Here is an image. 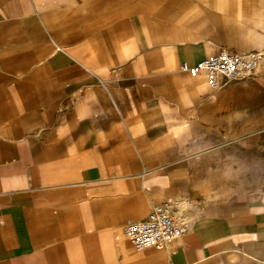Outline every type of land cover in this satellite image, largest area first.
I'll use <instances>...</instances> for the list:
<instances>
[{
    "label": "crops",
    "instance_id": "1",
    "mask_svg": "<svg viewBox=\"0 0 264 264\" xmlns=\"http://www.w3.org/2000/svg\"><path fill=\"white\" fill-rule=\"evenodd\" d=\"M156 1L0 0V264H264V61L212 89ZM163 202L189 230L136 250Z\"/></svg>",
    "mask_w": 264,
    "mask_h": 264
},
{
    "label": "built area",
    "instance_id": "2",
    "mask_svg": "<svg viewBox=\"0 0 264 264\" xmlns=\"http://www.w3.org/2000/svg\"><path fill=\"white\" fill-rule=\"evenodd\" d=\"M263 61L262 50L240 52L222 48L194 66L182 63L181 69L192 75L205 73L209 86L217 89L223 81L253 76ZM188 230L189 225L178 218L170 202L154 204L147 219L133 221L124 228L136 250L168 248Z\"/></svg>",
    "mask_w": 264,
    "mask_h": 264
},
{
    "label": "rangeland",
    "instance_id": "3",
    "mask_svg": "<svg viewBox=\"0 0 264 264\" xmlns=\"http://www.w3.org/2000/svg\"><path fill=\"white\" fill-rule=\"evenodd\" d=\"M170 1H156L163 10L156 9L148 16L170 21L167 14ZM179 4L181 11L193 10L187 23L201 28L204 33L215 34L224 45L222 48L239 51L259 48L264 51V0H180ZM260 178L262 181L264 175ZM262 182L264 192V180Z\"/></svg>",
    "mask_w": 264,
    "mask_h": 264
}]
</instances>
